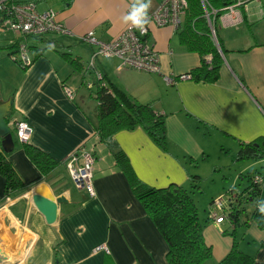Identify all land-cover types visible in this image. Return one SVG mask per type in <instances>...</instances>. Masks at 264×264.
Masks as SVG:
<instances>
[{"label":"crops","instance_id":"crops-1","mask_svg":"<svg viewBox=\"0 0 264 264\" xmlns=\"http://www.w3.org/2000/svg\"><path fill=\"white\" fill-rule=\"evenodd\" d=\"M161 1L152 0L151 11ZM41 2L45 6L40 12L55 10L56 19L69 33L29 37L28 54L33 61L23 68L9 56L8 48L17 42V36L10 30L0 32V103L11 100L10 120L25 121L32 129L28 143L47 153L58 165L43 175L26 156L9 120L15 144L8 159L27 187L14 192L9 200L3 199L4 178L0 175V229L23 234L26 239L22 242V237H17L15 244L0 235V251L6 255L0 264H166L164 239L106 145L95 136L93 82H99L101 71L106 83L109 81L141 103H153L154 109L164 115L167 151L141 127L120 130L113 136L136 176L153 187L170 183L189 187V176L197 174L202 179V166H212V156L217 160L230 156L227 143H232L237 153L240 144L264 138V42H256L241 27L252 22L249 1L239 8V23L225 25L217 20L219 26L233 28L218 36L224 47L218 79H177L173 83H166L164 77L190 73L200 62L198 53L181 42V26L149 27L147 40L158 53L159 71L118 69L120 60L115 56H98L91 62L96 47L80 37L88 31L103 42L116 37L128 25L122 17L132 0H73L68 7L61 0ZM261 15L260 10L259 18ZM37 50L40 54L35 57ZM65 52L78 59L81 70L61 57ZM76 72H81L82 77L77 78ZM65 87L72 91V97ZM82 145L95 154L93 195L74 185L64 165ZM236 160L248 163L239 168L236 177L246 180L244 175L251 169L261 174L256 200H264V171L256 168H264V159ZM234 183L233 180L226 189L211 191L204 216L198 215L203 221L207 219L203 237L212 251L211 259L202 264H214L231 247V223L227 219L216 223L207 215L213 199L223 197L233 186L242 190L246 185ZM199 187L193 189L194 193ZM33 192L64 199L57 204L54 222L47 223L36 209L31 200ZM222 202L228 207V198ZM235 236L240 246L254 253L253 264H264V244L260 245L264 243V228L249 220L235 229ZM100 246L106 250L98 249Z\"/></svg>","mask_w":264,"mask_h":264},{"label":"trees","instance_id":"trees-1","mask_svg":"<svg viewBox=\"0 0 264 264\" xmlns=\"http://www.w3.org/2000/svg\"><path fill=\"white\" fill-rule=\"evenodd\" d=\"M14 1H32L37 4L41 0ZM72 1L61 0L65 7L70 6ZM207 2L212 8L217 9L213 18L216 28L219 15L224 13V6L230 1L207 0ZM178 34L181 42L186 44L190 50L196 51L200 57L199 65L189 73L190 78L197 81L215 82L223 64L221 52L224 51V47L217 35L216 40L211 36L199 0H188ZM8 49L10 50L9 55L12 54L16 51V44L14 43ZM39 54L40 51L37 50L35 57ZM60 55L74 69H82V65L76 57H72L67 52ZM206 56H210L209 61L206 60ZM100 74L101 79L97 82L94 91L96 101L95 136L106 145L115 164L126 176L132 193L164 239L167 245L166 264H202L211 259V247L205 243L203 237V228L207 219L203 221L199 218L192 196L193 189L199 186V176L197 174L189 176V187L175 183H170L166 187L150 186L136 176L127 155L113 139L114 134L120 130L141 127L155 144L167 151L164 115L154 109L153 103H141L109 81L106 83L105 75L101 71ZM5 120L8 124L10 115ZM13 141L15 144L14 139ZM22 148L26 156L43 175H47L58 165V162L47 153L28 142L22 143ZM11 150L4 151L0 146V175L4 178L3 199L27 187L8 159ZM236 157L239 160L264 159V138L260 137L254 142L240 144ZM256 174L261 176L253 169L245 173L246 185L242 190L233 186L226 191L228 207H224L222 221L227 219L232 225L233 230L229 232L232 236V244L225 256L214 264H253L254 262V253L250 252L248 248L240 246V242L235 236V229L246 225L249 220H254L260 228H264V215L260 214L256 207L261 183L254 184L252 182V178ZM253 200L256 203L249 216L247 214L249 212L242 204ZM213 201L214 199L209 204L208 210ZM247 216H249L248 220Z\"/></svg>","mask_w":264,"mask_h":264},{"label":"built area","instance_id":"built-area-1","mask_svg":"<svg viewBox=\"0 0 264 264\" xmlns=\"http://www.w3.org/2000/svg\"><path fill=\"white\" fill-rule=\"evenodd\" d=\"M224 6V13L219 15L222 24H237L241 21L239 8L245 6L250 0H229ZM203 16L206 18L211 36L216 40V32L213 18L217 9L212 8L207 0H199ZM188 0H162L159 5L150 12L151 24L141 32L128 24L116 37L103 42L98 40L93 31L83 34L80 39L96 47L91 55V62L98 56L118 57L120 63L118 69L131 67L145 72L159 71L158 53L148 42L147 36L150 26H167L173 28L181 26ZM130 8V7H129ZM128 8V10H129ZM0 32L10 30L17 36L16 51L10 54V58L21 67L31 64L32 58L28 54L27 39L39 37L47 33L66 34L69 31L56 19L55 10L48 8L44 11H37L36 4L32 1L15 2L14 0H0ZM190 74H182L177 78L165 76L166 83H173L177 79H189ZM67 95L72 97V91L64 88ZM10 126L14 129L19 142H28L32 133L31 127L23 120L11 119ZM95 156L93 150L85 146L78 147L64 161L66 170L77 188L84 189L89 195L94 194L91 177ZM254 184H260L262 177L254 175ZM9 200V197H6ZM224 206L222 197L214 199L208 210V218L216 223L222 222ZM104 248L100 246L98 249Z\"/></svg>","mask_w":264,"mask_h":264},{"label":"rangeland","instance_id":"rangeland-1","mask_svg":"<svg viewBox=\"0 0 264 264\" xmlns=\"http://www.w3.org/2000/svg\"><path fill=\"white\" fill-rule=\"evenodd\" d=\"M251 1V2H250ZM249 4H248V13L251 15L250 20L252 21L251 23H249L248 25L245 23L244 25H241V27H245L248 31V34L251 36L253 35V37H255V41L256 42H264V0H259L258 1H254V0H250ZM44 3L45 2H38L36 4L37 6V10H43L44 8ZM261 10L262 15L258 16V12ZM225 29H229L232 30V27H228V28H223V26H219L218 23H216V32H217V36H220L223 32H225ZM30 44V41L28 42V45ZM87 63V60L85 59V61ZM86 63H84L86 65ZM77 78H81L82 77V73L81 72H76L75 73ZM96 81L93 82V89L92 91L94 92L96 89ZM86 92V94L89 93L88 89L84 90ZM227 145L230 146V148H227L229 150V157L228 156H221V158L219 160L215 159L217 158L216 156H212L211 159H213L211 162L213 163L212 166L209 164H204L202 166V170H203V178L199 180V190L196 193H193V198L195 200V204L198 210V215L204 216L205 213V209L206 206L208 205V201L210 200V193L211 191H213L214 189H221L223 190V188H227L229 186V184H231V182L234 180V184L237 186H240L241 184H246V180L245 179H240V177H236L238 176L237 173L239 172V168L248 164L246 162H241L236 160V154L235 153V148L233 147L232 143H227ZM225 155V154H223ZM229 160H231L229 162ZM214 165H216L214 167ZM262 167H264V164H261ZM256 168H259L261 171H264V168H260V166H256ZM234 178V179H233ZM224 183V184H223ZM242 186V185H241ZM225 192V190H224ZM228 198V196L226 195V193L223 194V201H226ZM256 201H250V202H245L243 203V206L245 207L246 211H250L254 205H255ZM13 232H10L9 230L4 231L3 229H0V235H2L4 237V240L8 241L10 240L11 242L14 241V239H17V237H22V242H24V240L26 239V236L24 237L23 234L16 233V234H12ZM12 242V243H13ZM16 244V243H15Z\"/></svg>","mask_w":264,"mask_h":264},{"label":"water","instance_id":"water-1","mask_svg":"<svg viewBox=\"0 0 264 264\" xmlns=\"http://www.w3.org/2000/svg\"><path fill=\"white\" fill-rule=\"evenodd\" d=\"M11 100L0 103V137L1 147L4 151H10L14 145L13 137L6 123V117L9 116ZM31 200L36 209L44 216L47 223H52L56 219L57 204L64 201L61 197L50 199L36 192L31 194ZM6 258V255L0 251V261Z\"/></svg>","mask_w":264,"mask_h":264},{"label":"clouds","instance_id":"clouds-1","mask_svg":"<svg viewBox=\"0 0 264 264\" xmlns=\"http://www.w3.org/2000/svg\"><path fill=\"white\" fill-rule=\"evenodd\" d=\"M151 8L152 0H132L128 12L122 17V21L143 32L151 24ZM256 207L259 213L264 215V200L257 201Z\"/></svg>","mask_w":264,"mask_h":264}]
</instances>
